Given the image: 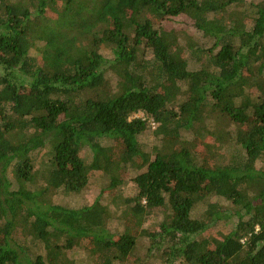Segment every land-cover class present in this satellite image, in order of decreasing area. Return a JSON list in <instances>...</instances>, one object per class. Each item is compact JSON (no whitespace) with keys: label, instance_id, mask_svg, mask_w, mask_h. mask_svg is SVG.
<instances>
[{"label":"trees","instance_id":"1","mask_svg":"<svg viewBox=\"0 0 264 264\" xmlns=\"http://www.w3.org/2000/svg\"><path fill=\"white\" fill-rule=\"evenodd\" d=\"M128 262L264 264V0H0V264Z\"/></svg>","mask_w":264,"mask_h":264},{"label":"rangeland","instance_id":"2","mask_svg":"<svg viewBox=\"0 0 264 264\" xmlns=\"http://www.w3.org/2000/svg\"><path fill=\"white\" fill-rule=\"evenodd\" d=\"M249 1H256V0H249ZM189 20L185 17H179L176 18L174 20L173 23H170L172 26H176L179 28H182L188 32H192L194 33L193 28L189 25ZM189 34V33H188ZM35 52V50L33 51ZM189 54V51H188ZM190 59V67L192 69H196L198 64L189 56ZM136 116L139 117H145L144 113H138ZM156 127L154 125H151L150 127H148V129L146 131H144L141 135H140V140L144 143L146 149L150 152L152 151V148L154 147V145L157 144L158 142V138L156 137L155 134V129ZM45 151L40 152L39 154H37V159L39 160L40 158H45ZM37 167L39 168V165H37ZM108 184V178L105 176V178L103 177H98L96 178V180L93 181L91 187L86 190L85 192L81 193V194H74V195H64L63 192H51L49 194V198L51 201H58V203L64 204V205H71L73 207H80L83 206L85 204H89L91 203L95 196H97L100 191L101 188L104 187L105 185ZM120 190L122 193H124V195H131L134 194L135 191V185L133 182V179H129L127 183H125L123 186L120 187ZM148 223V222H147ZM146 223V226H147ZM111 229L113 231L119 230L120 229V224L117 221H114L111 224ZM79 257V255H78ZM86 255L83 254L81 255V259H85ZM126 264H132L130 262L126 263Z\"/></svg>","mask_w":264,"mask_h":264}]
</instances>
